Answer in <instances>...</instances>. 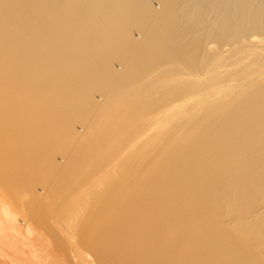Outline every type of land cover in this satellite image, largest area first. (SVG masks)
Returning <instances> with one entry per match:
<instances>
[{"label":"bare ground","instance_id":"bare-ground-1","mask_svg":"<svg viewBox=\"0 0 264 264\" xmlns=\"http://www.w3.org/2000/svg\"><path fill=\"white\" fill-rule=\"evenodd\" d=\"M0 162V264H264V0H0Z\"/></svg>","mask_w":264,"mask_h":264},{"label":"rangeland","instance_id":"rangeland-1","mask_svg":"<svg viewBox=\"0 0 264 264\" xmlns=\"http://www.w3.org/2000/svg\"><path fill=\"white\" fill-rule=\"evenodd\" d=\"M117 66H118V64H117ZM2 162H3V161H2ZM2 162H0V164H1ZM18 162H20V161H18ZM2 167H3V166H2ZM5 167H7V166H5ZM0 168H1V166H0ZM4 169H5V168H4ZM5 170H6V171H7V170L9 171V170H11V169L9 168V169H5ZM5 170H4V171H5ZM2 172H3V171H2ZM15 172H17V171H15ZM5 173H6V172H5ZM5 173H4V174H5ZM12 173H13V172H12ZM0 174H2V173L0 172ZM4 174H2V177H0L1 179H3V177H4L3 175H4ZM7 174L10 175L11 172H9V173H7ZM7 174H5V175H7ZM1 179H0V193H2V194H0V196L2 195V197H0V200H1V199H2V200H1L0 202H1L2 204H3V203H5V204H12V203H13V204H14V207L17 206V207H16V210H18V212L21 213V212H22L21 210H24L27 206H29L28 202L30 203V199L28 200L27 203H26V200L23 199V201H25V203H24V202H21V204H22V203L24 204L23 206L21 205L22 207L20 206V200H21L20 197H23V196H20L19 198L17 197L18 199H17L16 197H13L14 199H15V198L17 199V200L15 199V200H16V201H15V200L12 198V196L8 194L9 198L11 197V198L8 200V199H7V196H4V195H6L7 193H5V194L3 193V192H5V191H7L8 188H7V187H5V188H1V186H2V187L6 186V185H4V186L2 185V184H3V183H2L3 180H1ZM2 189H3V190H2ZM5 189H6V190H5ZM1 190H2L3 192H1ZM3 197H4V198H3ZM5 197H6V198H5ZM12 199H13V200H12ZM11 200H12V201H11ZM7 201H8V202H7ZM21 201H22V200H21ZM13 204H12V205H13ZM25 204H26V205L28 204V205L25 207ZM24 207H25V208H24ZM26 211H27V209H26ZM28 211H30V210H28ZM53 245H54V243H53V244H50L51 249L53 248V247H52ZM53 249H54V248H53ZM51 251H52V250H51ZM48 252H49V251H48ZM48 252H47V254H49ZM88 253H90V252H88ZM90 254H91V259H89V256H88V257L85 256L86 254H83V255H84V258H81V260H80V258H79L80 261L78 260L79 262L77 261V263H80V262L82 261V262L80 263V264H82L83 261H85L87 258H88V259H87L88 262H89V260H90L89 263H91V262L93 263V262L95 261L94 259H96V258H95L96 255L93 256V255H94L93 252H91ZM92 254H93V255H92ZM87 255H88V254H87ZM78 256H79V255H78ZM78 256H75L76 259H77ZM92 256H93V257H92ZM86 257H87V258H86ZM73 259L75 260L74 257H73ZM82 259H84V260H82ZM74 260H72V261H74ZM87 260H86V262H87ZM75 262H76V260H75ZM86 262H84L83 264H85Z\"/></svg>","mask_w":264,"mask_h":264}]
</instances>
